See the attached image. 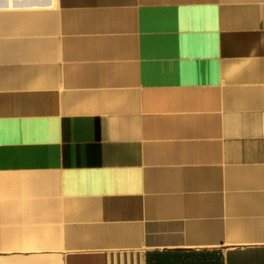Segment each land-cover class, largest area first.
I'll return each mask as SVG.
<instances>
[{
	"label": "crops",
	"instance_id": "0c3cea01",
	"mask_svg": "<svg viewBox=\"0 0 264 264\" xmlns=\"http://www.w3.org/2000/svg\"><path fill=\"white\" fill-rule=\"evenodd\" d=\"M0 264H264V0H0Z\"/></svg>",
	"mask_w": 264,
	"mask_h": 264
},
{
	"label": "bare ground",
	"instance_id": "6f19581e",
	"mask_svg": "<svg viewBox=\"0 0 264 264\" xmlns=\"http://www.w3.org/2000/svg\"><path fill=\"white\" fill-rule=\"evenodd\" d=\"M26 1H28V0H26ZM44 1V0H43Z\"/></svg>",
	"mask_w": 264,
	"mask_h": 264
}]
</instances>
